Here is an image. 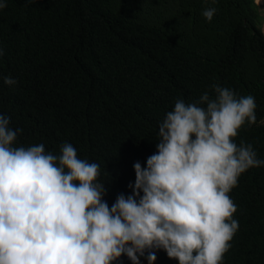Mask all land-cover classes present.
<instances>
[{
	"label": "trees",
	"instance_id": "16d2710c",
	"mask_svg": "<svg viewBox=\"0 0 264 264\" xmlns=\"http://www.w3.org/2000/svg\"><path fill=\"white\" fill-rule=\"evenodd\" d=\"M0 264H264L255 0H0Z\"/></svg>",
	"mask_w": 264,
	"mask_h": 264
},
{
	"label": "crops",
	"instance_id": "0c3cea01",
	"mask_svg": "<svg viewBox=\"0 0 264 264\" xmlns=\"http://www.w3.org/2000/svg\"><path fill=\"white\" fill-rule=\"evenodd\" d=\"M255 3L259 7V11H260L261 19H262V30L264 33V0L260 3L258 2V0H255Z\"/></svg>",
	"mask_w": 264,
	"mask_h": 264
}]
</instances>
